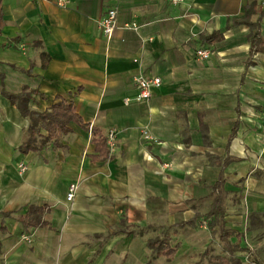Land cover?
Instances as JSON below:
<instances>
[{
    "label": "crops",
    "instance_id": "1",
    "mask_svg": "<svg viewBox=\"0 0 264 264\" xmlns=\"http://www.w3.org/2000/svg\"><path fill=\"white\" fill-rule=\"evenodd\" d=\"M110 8L118 14L108 38L98 21ZM200 46L212 55L199 58ZM140 71L161 85L148 101L125 104ZM23 93L41 112L72 99L89 127L72 122L60 146L21 151L30 119L9 95ZM263 115L264 0H0V256L11 264H161L183 247L162 227L209 221L220 205L225 228L241 233L229 226L226 203L243 177L264 192ZM92 126L105 136L116 129L110 157L97 150ZM71 184L78 191L68 202ZM32 206L45 208L44 224L27 230L19 217ZM164 238L177 247L173 259L151 246ZM238 241L227 242L229 257Z\"/></svg>",
    "mask_w": 264,
    "mask_h": 264
},
{
    "label": "trees",
    "instance_id": "2",
    "mask_svg": "<svg viewBox=\"0 0 264 264\" xmlns=\"http://www.w3.org/2000/svg\"><path fill=\"white\" fill-rule=\"evenodd\" d=\"M251 39L253 41V50L258 51L259 48L256 47L261 39L259 28L255 24H252ZM221 32H216L209 36V39H215L220 37ZM9 98L17 102L19 109L23 115L27 116L30 119V126L27 131V136L25 141L21 146V151L27 152L29 150L41 149L49 142H52L55 146H60V137L62 134L68 132L71 127L72 122L83 125L88 128L89 125L86 124L80 114L77 112L76 105L72 99L61 98L59 101L54 102L49 111L41 112L35 111L30 108L31 96L30 93H23L20 95L10 94ZM46 130L47 134H44L42 131ZM90 130L93 135V142L96 144L97 150L105 158L110 157V148L107 144V136H105L101 129L97 127H90ZM45 208L32 206L28 209L26 215L19 217V220L22 222L25 229L29 230L44 224L42 218ZM223 210L221 205L215 207L209 218V226L211 230H215L217 226L220 227L221 240L225 243L229 242L230 238L236 236L239 241L235 243V251L237 252H248L250 263L249 264H264L249 248L240 247V240L244 239L243 234L237 233L235 231H230L224 226L223 222ZM261 216L264 217V214ZM7 217H9L7 215ZM258 220H254L252 225L256 226ZM4 223L1 225L4 229ZM152 247H155L158 254H162L168 259H173L177 252V247L172 248L170 246V241L168 238H164L162 241H155L151 243ZM1 247V244H0ZM214 264H241L238 259L229 257H216Z\"/></svg>",
    "mask_w": 264,
    "mask_h": 264
},
{
    "label": "rangeland",
    "instance_id": "3",
    "mask_svg": "<svg viewBox=\"0 0 264 264\" xmlns=\"http://www.w3.org/2000/svg\"><path fill=\"white\" fill-rule=\"evenodd\" d=\"M21 47L24 51L26 50L25 44H21ZM165 164L171 166L170 163ZM249 180L250 178L243 177L237 185L238 192L232 194L234 197L229 198L230 200L226 203L228 223L231 228L243 233L242 247L251 249L264 262V217L258 214L261 209L258 201L261 198L264 199V192H254L255 189L251 187ZM254 220H258L259 228L252 229ZM172 231L178 233L172 244L176 245L180 242L183 247L173 261L162 258L161 264H213L215 257L221 255L229 257L230 245L221 241L219 231L213 232L205 218L197 221L193 226H163L161 230L162 233ZM235 241V239L232 240V242ZM233 255L241 264L250 262L248 252H236ZM11 263L9 258L0 256V264Z\"/></svg>",
    "mask_w": 264,
    "mask_h": 264
},
{
    "label": "built area",
    "instance_id": "4",
    "mask_svg": "<svg viewBox=\"0 0 264 264\" xmlns=\"http://www.w3.org/2000/svg\"><path fill=\"white\" fill-rule=\"evenodd\" d=\"M45 1H52L59 7H67L68 4L71 2V0H45ZM166 1L177 5V4L182 3L184 0H166ZM117 14H118V10L116 8H110L101 16V18L98 21V24H99V27L102 33L108 38L112 36L114 30L116 29ZM124 27L137 29L139 27V24L137 22H128L124 24ZM196 54L199 58L206 59L212 55V49L209 47L200 46L196 49ZM134 81H135L137 92L135 96L133 97H126L124 100L125 104H130L132 101H136V102L148 101L153 94V90L161 85L162 79L160 76H148L143 71H140L135 75ZM262 127H263L262 139L264 142V115H263ZM143 136L144 138H149L148 131L144 130ZM107 144L110 148V152H113L117 144L116 129H111L108 132ZM27 169H28V164L25 162H22L20 164L21 172H25L27 171ZM77 191H78L77 184H71L69 186L68 193H67L68 202H72L75 199ZM22 239L23 241L28 242V243H31L32 241L30 236H23Z\"/></svg>",
    "mask_w": 264,
    "mask_h": 264
}]
</instances>
